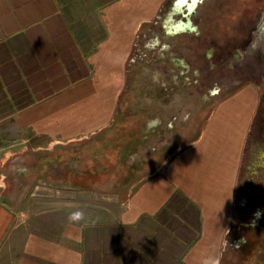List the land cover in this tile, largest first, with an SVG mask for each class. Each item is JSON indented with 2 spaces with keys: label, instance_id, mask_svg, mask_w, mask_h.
<instances>
[{
  "label": "crops",
  "instance_id": "1",
  "mask_svg": "<svg viewBox=\"0 0 264 264\" xmlns=\"http://www.w3.org/2000/svg\"><path fill=\"white\" fill-rule=\"evenodd\" d=\"M148 10V0H0V264H226L229 243L238 242L230 244L234 254L247 241L241 226L260 204L238 211L234 204L252 94L239 95L240 117L222 124L213 112L128 191L51 187L44 165L53 149L82 150L62 162L75 166L62 171L66 180L121 181L130 168L126 151L140 137L117 118ZM153 117L141 121L143 129L155 126ZM112 129L122 136L112 135L103 158L111 168L85 174ZM39 176L49 184H37ZM75 211L82 220L69 219Z\"/></svg>",
  "mask_w": 264,
  "mask_h": 264
},
{
  "label": "rangeland",
  "instance_id": "2",
  "mask_svg": "<svg viewBox=\"0 0 264 264\" xmlns=\"http://www.w3.org/2000/svg\"><path fill=\"white\" fill-rule=\"evenodd\" d=\"M148 4V19L133 40L127 90L122 95L124 111L117 119L124 121L122 128L140 137L138 144L133 147V141V148L126 151L130 168L121 181L96 180L84 186L130 189L141 173L151 171L152 162L166 158L194 138L213 112L223 115L213 119L223 124L229 116L240 117L239 110L244 107L237 106V102L244 98L239 95H255L234 209L241 210L245 203L260 204L251 213L254 218L241 226L244 232L250 227L252 246L240 253L243 264H264V77L255 82L238 68L242 63L238 52H247L239 46L240 40L246 36V25L264 8V0H148ZM151 116L156 118L155 126L143 129L141 121ZM48 152L37 150L35 154ZM109 168L103 165L101 173ZM66 176L53 165L51 187H67ZM38 179L39 185L49 184L42 176ZM258 211L261 216L257 219ZM240 224L233 223L231 230L238 231ZM231 243L238 242L229 243L225 263L242 264L238 262L240 253H232Z\"/></svg>",
  "mask_w": 264,
  "mask_h": 264
},
{
  "label": "trees",
  "instance_id": "3",
  "mask_svg": "<svg viewBox=\"0 0 264 264\" xmlns=\"http://www.w3.org/2000/svg\"><path fill=\"white\" fill-rule=\"evenodd\" d=\"M192 2L193 3H196V0H192ZM119 111H120L121 115H123L124 105L123 106L121 105L119 107ZM117 122H118L117 124H119V126H120L121 124H123L124 121L121 119V120H117ZM111 131L113 132L112 134H105L104 135L105 136V139H103V138H100L99 139V142H98L99 143L98 144L99 145L98 146V157L100 158V161L94 162L93 165L91 163H90L89 166L86 165L85 166V169H83V172L85 174H90V173H94V172H100L101 173V171H103L102 170V167H103V165H105V162L103 161V158H104V156H108V154H110L109 151L112 150V146H111V143L110 142L114 141V139H115V138L112 139V135L114 134L117 137V134L116 133L118 132V129L116 130V132L113 129ZM116 142H118V140ZM58 150L60 152L59 151H56V152L51 153V158H49V162H51V164H47L49 162H46L45 165L43 164V160L46 159V158H44L43 160H41L42 161V164L45 166L46 170H48L49 166L52 169V166L53 165H56V166H59L64 173L65 172H68L67 174H69L71 172H73V173L76 172L75 171V166H73L72 168L71 167H67L62 162L66 161L68 158H77V157H79L80 154L82 153L81 152L82 150L81 149H79V150H74V149H68V150L58 149ZM95 151H96L95 148H91V152H93V153L96 154L97 152H95ZM115 151H116L115 155L117 156V154H118L117 153V148L114 149V152ZM48 156L49 155H46V157H48ZM90 166H91V168H90ZM66 167H67V170H66ZM44 170H43V172H44ZM71 177H72V180H67V183H69L70 185L78 184V185L84 186L85 183L88 184V183H95V182H97L96 180H91L90 178L76 180L73 176H71ZM87 177H89V176H87ZM84 187H86V186H84ZM246 231L247 232L250 231V227H248L246 229ZM251 246H252V242L250 241V239L248 237L247 238V241L245 243H242V244L239 245V247L236 250V252L237 253H240V252L242 253V251L247 250ZM241 253H240V257H239V261L238 262H240V263L243 264V262H244L243 261V255ZM248 259L250 260V259H252V257H249Z\"/></svg>",
  "mask_w": 264,
  "mask_h": 264
},
{
  "label": "flooded vegetation",
  "instance_id": "4",
  "mask_svg": "<svg viewBox=\"0 0 264 264\" xmlns=\"http://www.w3.org/2000/svg\"><path fill=\"white\" fill-rule=\"evenodd\" d=\"M246 31V36L241 38L239 46L247 52H238L242 63H236L238 68L250 74L256 82L264 77V8H260L254 19L246 25Z\"/></svg>",
  "mask_w": 264,
  "mask_h": 264
},
{
  "label": "clouds",
  "instance_id": "5",
  "mask_svg": "<svg viewBox=\"0 0 264 264\" xmlns=\"http://www.w3.org/2000/svg\"><path fill=\"white\" fill-rule=\"evenodd\" d=\"M255 215L258 219L261 216V213L258 211V212H256ZM83 217H84V213L82 211H75V212L70 214L69 219L71 221H80L83 219ZM253 223H255V222H253Z\"/></svg>",
  "mask_w": 264,
  "mask_h": 264
}]
</instances>
